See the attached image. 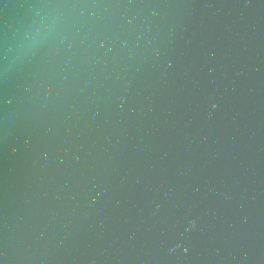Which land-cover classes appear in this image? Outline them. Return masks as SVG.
Masks as SVG:
<instances>
[{
  "label": "water",
  "instance_id": "obj_1",
  "mask_svg": "<svg viewBox=\"0 0 264 264\" xmlns=\"http://www.w3.org/2000/svg\"><path fill=\"white\" fill-rule=\"evenodd\" d=\"M0 264H264V0H0Z\"/></svg>",
  "mask_w": 264,
  "mask_h": 264
}]
</instances>
